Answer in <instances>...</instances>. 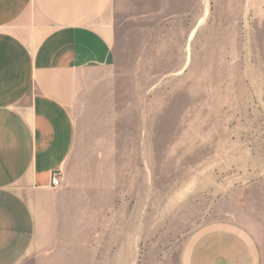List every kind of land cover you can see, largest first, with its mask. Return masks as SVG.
<instances>
[{
    "label": "rangeland",
    "instance_id": "1",
    "mask_svg": "<svg viewBox=\"0 0 264 264\" xmlns=\"http://www.w3.org/2000/svg\"><path fill=\"white\" fill-rule=\"evenodd\" d=\"M118 16L67 167L102 219L97 253L64 264H178L218 220L247 226L264 264V0H124Z\"/></svg>",
    "mask_w": 264,
    "mask_h": 264
},
{
    "label": "crops",
    "instance_id": "2",
    "mask_svg": "<svg viewBox=\"0 0 264 264\" xmlns=\"http://www.w3.org/2000/svg\"><path fill=\"white\" fill-rule=\"evenodd\" d=\"M123 6L0 0V264H64L96 251L102 219L93 218L67 167L86 106L111 76ZM178 264L263 262L247 226L218 220L183 239Z\"/></svg>",
    "mask_w": 264,
    "mask_h": 264
},
{
    "label": "built area",
    "instance_id": "3",
    "mask_svg": "<svg viewBox=\"0 0 264 264\" xmlns=\"http://www.w3.org/2000/svg\"><path fill=\"white\" fill-rule=\"evenodd\" d=\"M60 178L59 173L57 171H54L50 174V186L52 188H57L60 186Z\"/></svg>",
    "mask_w": 264,
    "mask_h": 264
},
{
    "label": "bare ground",
    "instance_id": "4",
    "mask_svg": "<svg viewBox=\"0 0 264 264\" xmlns=\"http://www.w3.org/2000/svg\"><path fill=\"white\" fill-rule=\"evenodd\" d=\"M193 32H194V30H192V33H193ZM192 33L190 34V37H191Z\"/></svg>",
    "mask_w": 264,
    "mask_h": 264
}]
</instances>
